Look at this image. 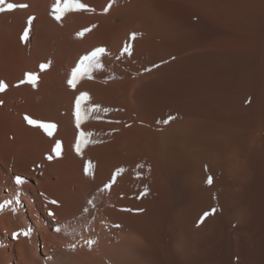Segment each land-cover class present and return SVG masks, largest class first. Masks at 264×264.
Returning <instances> with one entry per match:
<instances>
[{
	"label": "bare ground",
	"instance_id": "bare-ground-1",
	"mask_svg": "<svg viewBox=\"0 0 264 264\" xmlns=\"http://www.w3.org/2000/svg\"><path fill=\"white\" fill-rule=\"evenodd\" d=\"M8 2L29 7L0 13V264H264V0H116L107 13L110 0H81L95 11L60 22L55 0ZM97 47L104 67L70 88ZM29 72L35 88L18 84ZM81 92L110 111L82 123L98 142L77 155Z\"/></svg>",
	"mask_w": 264,
	"mask_h": 264
},
{
	"label": "snow or ice",
	"instance_id": "snow-or-ice-1",
	"mask_svg": "<svg viewBox=\"0 0 264 264\" xmlns=\"http://www.w3.org/2000/svg\"><path fill=\"white\" fill-rule=\"evenodd\" d=\"M116 0H110L109 4L103 9L105 13L108 12V10L112 7L113 3H115ZM29 7L26 3H15V2H8V0H0V13L5 12H12L17 9H27ZM95 11V9L89 8L86 4L81 3V0H55L54 4L52 5L51 9V16L57 21L60 22L61 18L64 14L69 12H77V11ZM35 16H29L27 18V26L23 30V34L20 37L22 41H28L30 30L33 25V21L35 20ZM96 25H92L90 27H86L82 29L81 31H78L76 33L77 38H82L85 33H88L92 31L93 28H95ZM137 33H131L130 34V40H135L137 37ZM106 53V49L104 47H97L93 49L92 51L88 52L87 54L81 56L79 58L78 63L76 66L71 70V74L69 78L67 79V85L70 88L75 89L78 82L84 78L91 79L92 78V72L94 70H100L104 67V65L101 63V56ZM127 54L128 56L132 55L131 46L129 44H125V46L122 48L121 55ZM51 61H48L47 63H41L39 65L40 72L45 71L50 67ZM146 71H150V69H146ZM37 73L29 72L25 73L24 78L18 82V84H24L27 83L31 85L33 88L37 86ZM8 88V85L3 81L0 80V93L5 92V90ZM89 94L87 92H81L78 96H76L74 101V117H75V127L77 129V135L75 138L74 143V149L77 155L81 154V150L83 147H86L89 144L97 143L98 141H95L92 139L94 133L93 132H85L80 130L82 123H84L86 120L89 119L91 114L98 113L100 111L108 112L110 109L108 108H101L97 104H91L89 103ZM0 104H3V101L0 100ZM99 119V117H96ZM25 121L27 123L37 129H40L43 131L44 134L51 137L53 135L54 130L57 128V125L53 122H42L36 119H32L29 116H24ZM175 119L173 116H169L167 119H164L160 121L162 124H167L171 120ZM62 152L61 147V141L56 140L54 147L51 150V154L47 155V159L49 161H52L56 157H59ZM94 167V165L89 162L87 166L84 168V171L88 175H92L91 169ZM123 169H117L116 173L112 176L111 181L103 186L100 191H107L111 188V184L113 181H115L117 175H119L121 172H123ZM213 181V178L211 176H208L206 183L211 185ZM16 183L17 184H23L24 181L18 176L16 177ZM148 189L147 187L144 188V191L141 195L147 194ZM52 204H57L58 202L55 200L50 201ZM91 204L92 201H89ZM6 205L0 204V210H2ZM84 211H88L87 208L84 209ZM142 211V210H140ZM216 211L215 208L211 209L210 211H206L203 216L200 217V222L202 223L206 217L209 215L214 214ZM50 215H54L53 213H49ZM117 227H119L117 225ZM59 231V229H57ZM24 235H28L27 232L23 233ZM14 235H19V233H14ZM88 246L91 247L95 241L89 240L87 241Z\"/></svg>",
	"mask_w": 264,
	"mask_h": 264
}]
</instances>
